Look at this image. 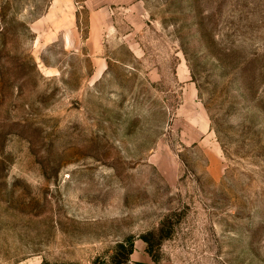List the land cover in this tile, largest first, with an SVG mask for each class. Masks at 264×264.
Returning a JSON list of instances; mask_svg holds the SVG:
<instances>
[{
    "label": "rangeland",
    "instance_id": "rangeland-1",
    "mask_svg": "<svg viewBox=\"0 0 264 264\" xmlns=\"http://www.w3.org/2000/svg\"><path fill=\"white\" fill-rule=\"evenodd\" d=\"M38 4L0 0V264H264V0H137L98 80Z\"/></svg>",
    "mask_w": 264,
    "mask_h": 264
},
{
    "label": "crops",
    "instance_id": "crops-1",
    "mask_svg": "<svg viewBox=\"0 0 264 264\" xmlns=\"http://www.w3.org/2000/svg\"><path fill=\"white\" fill-rule=\"evenodd\" d=\"M136 5L137 0H39L30 28L38 43H61L68 50L91 56L93 76L98 80L109 67L111 40L137 52L136 34L146 33V23L137 16ZM205 128L209 130V124Z\"/></svg>",
    "mask_w": 264,
    "mask_h": 264
},
{
    "label": "trees",
    "instance_id": "trees-1",
    "mask_svg": "<svg viewBox=\"0 0 264 264\" xmlns=\"http://www.w3.org/2000/svg\"><path fill=\"white\" fill-rule=\"evenodd\" d=\"M44 264H48V263H44Z\"/></svg>",
    "mask_w": 264,
    "mask_h": 264
}]
</instances>
